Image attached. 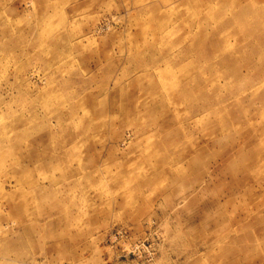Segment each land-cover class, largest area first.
Here are the masks:
<instances>
[{
  "label": "rangeland",
  "instance_id": "obj_1",
  "mask_svg": "<svg viewBox=\"0 0 264 264\" xmlns=\"http://www.w3.org/2000/svg\"><path fill=\"white\" fill-rule=\"evenodd\" d=\"M0 264H264V0H0Z\"/></svg>",
  "mask_w": 264,
  "mask_h": 264
},
{
  "label": "bare ground",
  "instance_id": "obj_2",
  "mask_svg": "<svg viewBox=\"0 0 264 264\" xmlns=\"http://www.w3.org/2000/svg\"><path fill=\"white\" fill-rule=\"evenodd\" d=\"M225 41V40H224ZM215 55V54H214ZM218 55L220 56V53H216V55L215 56H217L218 57ZM215 78V77H214ZM188 84V83H187ZM216 84H219V86H221V84H220V82H218V79H216L215 81H214V84H213V88L215 87V85ZM215 99V98H214ZM213 104V103H212ZM219 105V104H218Z\"/></svg>",
  "mask_w": 264,
  "mask_h": 264
}]
</instances>
